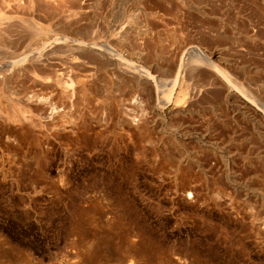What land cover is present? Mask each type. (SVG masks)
<instances>
[{
  "label": "rangeland",
  "instance_id": "obj_1",
  "mask_svg": "<svg viewBox=\"0 0 264 264\" xmlns=\"http://www.w3.org/2000/svg\"><path fill=\"white\" fill-rule=\"evenodd\" d=\"M61 1L0 0V264H264V0Z\"/></svg>",
  "mask_w": 264,
  "mask_h": 264
},
{
  "label": "bare ground",
  "instance_id": "obj_2",
  "mask_svg": "<svg viewBox=\"0 0 264 264\" xmlns=\"http://www.w3.org/2000/svg\"><path fill=\"white\" fill-rule=\"evenodd\" d=\"M61 1V0H60ZM60 3H62L63 4V1H61ZM3 8H5V5H4V3H2L1 4V2H0V14H1V11H3L2 9ZM1 42V41H0ZM197 58H199V59H203L202 57H200V56H198ZM215 68L217 69V71L219 72V73H221V69L219 68V67H217L216 65H215ZM146 73V72H145ZM149 77H151V75H149V74H147ZM152 79H153V77H151ZM176 83H174V85H175ZM172 89V88H171ZM173 92V90L168 94V96H167V100L169 101L170 99H171V93ZM178 96H177V100L176 101H178V100H180V97H182L181 95H182V93L180 94H177ZM180 103V102H179Z\"/></svg>",
  "mask_w": 264,
  "mask_h": 264
}]
</instances>
